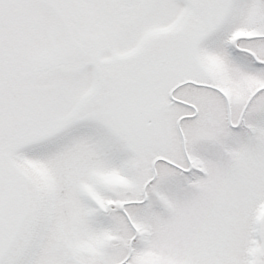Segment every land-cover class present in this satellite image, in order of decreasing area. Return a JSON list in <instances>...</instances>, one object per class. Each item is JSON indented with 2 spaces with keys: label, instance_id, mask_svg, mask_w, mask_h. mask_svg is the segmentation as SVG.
Returning a JSON list of instances; mask_svg holds the SVG:
<instances>
[{
  "label": "snow or ice",
  "instance_id": "snow-or-ice-1",
  "mask_svg": "<svg viewBox=\"0 0 264 264\" xmlns=\"http://www.w3.org/2000/svg\"><path fill=\"white\" fill-rule=\"evenodd\" d=\"M0 264H264V0H0Z\"/></svg>",
  "mask_w": 264,
  "mask_h": 264
}]
</instances>
